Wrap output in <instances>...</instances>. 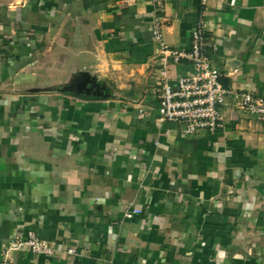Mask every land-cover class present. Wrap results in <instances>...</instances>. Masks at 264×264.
<instances>
[{
    "label": "crops",
    "instance_id": "obj_1",
    "mask_svg": "<svg viewBox=\"0 0 264 264\" xmlns=\"http://www.w3.org/2000/svg\"><path fill=\"white\" fill-rule=\"evenodd\" d=\"M231 1L0 0V259L33 231L56 255L15 264H264V122L159 121L154 24L189 52L203 21L222 84L264 96V0Z\"/></svg>",
    "mask_w": 264,
    "mask_h": 264
},
{
    "label": "built area",
    "instance_id": "obj_2",
    "mask_svg": "<svg viewBox=\"0 0 264 264\" xmlns=\"http://www.w3.org/2000/svg\"><path fill=\"white\" fill-rule=\"evenodd\" d=\"M236 0H232L234 5ZM154 39L160 47V87L159 121L174 125L183 137H191L203 133H214L224 128V109L233 107L256 117L264 122V96L251 91L237 92L225 87L221 82L222 73L217 69L210 57V43L207 38L205 23L200 21L191 34V50L189 52L170 48L164 41L162 26L154 24ZM182 61L193 65V71L187 76L177 79L173 85L170 76L171 67ZM141 211L127 213L132 219ZM26 250L33 255L53 258L56 249L41 240L30 231L24 238H18L4 252L0 264H15L12 252ZM68 253L74 254L73 249Z\"/></svg>",
    "mask_w": 264,
    "mask_h": 264
}]
</instances>
